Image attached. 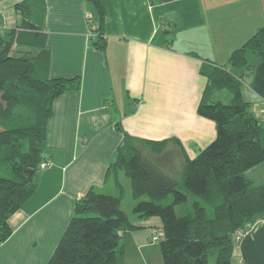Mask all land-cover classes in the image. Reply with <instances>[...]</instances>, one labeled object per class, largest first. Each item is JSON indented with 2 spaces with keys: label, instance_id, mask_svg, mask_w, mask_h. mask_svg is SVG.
I'll return each mask as SVG.
<instances>
[{
  "label": "crops",
  "instance_id": "0c3cea01",
  "mask_svg": "<svg viewBox=\"0 0 264 264\" xmlns=\"http://www.w3.org/2000/svg\"><path fill=\"white\" fill-rule=\"evenodd\" d=\"M24 1H0V35L22 24L15 7ZM102 4L105 51L92 44L98 19L89 0H43L44 15L29 17L43 27L50 78L78 76L81 86L54 101L44 143L51 166L37 173L36 192L10 218L13 233L0 243V264H49L76 202L107 187L124 133L150 142L175 139L167 149L189 159L208 147L217 131L214 121L198 113L207 86L202 64L228 66L232 52L264 28V0ZM249 64L233 71L257 114L264 102V59L253 54ZM263 163L246 171L249 180L264 182ZM132 223L139 228L120 233L124 264H154V258L162 264L160 246L151 242L161 219L138 216ZM235 262L264 264V217L236 241Z\"/></svg>",
  "mask_w": 264,
  "mask_h": 264
},
{
  "label": "trees",
  "instance_id": "16d2710c",
  "mask_svg": "<svg viewBox=\"0 0 264 264\" xmlns=\"http://www.w3.org/2000/svg\"><path fill=\"white\" fill-rule=\"evenodd\" d=\"M33 1L40 5L33 8ZM42 1L16 4L22 24L0 35V243L13 233L12 215L36 192L41 164L50 163L44 143L54 101L81 86L78 76H49L43 27L29 19L33 13L44 15ZM89 2L98 19L92 44L105 51L104 6L102 0ZM249 54L264 59V28L232 52L227 67L202 64L207 86L198 113L215 122L217 136L194 159L167 149L170 142L178 143L175 139L150 142L124 133L110 166L108 175L123 171L129 178L133 212L142 219H161L164 264H237L236 237L264 217V182L246 177L248 169L264 162V127L243 98L241 78L233 71L250 69ZM215 92H226L228 102H208L209 93ZM190 197L191 210L178 216L176 207L188 204ZM122 201V196L93 189L78 200L49 264H124L120 233L139 227Z\"/></svg>",
  "mask_w": 264,
  "mask_h": 264
},
{
  "label": "rangeland",
  "instance_id": "374dc122",
  "mask_svg": "<svg viewBox=\"0 0 264 264\" xmlns=\"http://www.w3.org/2000/svg\"><path fill=\"white\" fill-rule=\"evenodd\" d=\"M21 47L24 48L23 46H21L19 44V49ZM16 55H18V54L16 53ZM249 56H253V54L248 55V60H249ZM226 66H224V67H226ZM242 86H243V88H245V85H242ZM209 101H222L224 103H227L228 102V94L226 92L209 93L208 102ZM255 108H256V106H255ZM252 110H253V107H252ZM260 120H261L262 126L264 127V116H262ZM175 165H176V167H178V165H179V162L177 160H175ZM256 168H258V169H255V170H261V168H263V167H261V168L256 167ZM179 169L180 168H177V170H179ZM41 173H43V172L40 170L38 172V174H41ZM246 177L249 178L250 177L249 174H246ZM131 192H132V188H131L130 180L128 177H126V175L123 171H119L117 176H115L114 174H110V179H109V182L107 184V187L102 192L98 191V193L111 195V196H119V197L125 196V199H123V201H122V208L128 214L130 221L133 222L136 219V217H138V216H137V214H135L133 212V206H134L135 201L132 199L133 196L131 197ZM191 201H192V198L190 197L188 204L177 206L176 207V214L178 216H182V215L188 213L191 210V205H190ZM155 231L157 232L159 230L154 229L152 233H154ZM160 233L163 235L162 231ZM162 239H163V237H162ZM153 244H155V248H158L159 243H153ZM160 259L162 260V258L161 257L159 258V262H160ZM153 261H154V264L157 263L155 258ZM162 264H163V260H162ZM211 264H213V261L211 262Z\"/></svg>",
  "mask_w": 264,
  "mask_h": 264
},
{
  "label": "built area",
  "instance_id": "2783aa9c",
  "mask_svg": "<svg viewBox=\"0 0 264 264\" xmlns=\"http://www.w3.org/2000/svg\"><path fill=\"white\" fill-rule=\"evenodd\" d=\"M257 116H264V102H263V104H262V107H260V108H258V110H257V114H256ZM50 167V163L49 162H43L42 164H41V169L42 170H46V169H48ZM257 222H259V220H257L253 225H251L250 226V229L252 228V227H254L256 224H257ZM161 231H155L154 233H152V238H151V242L152 243H160L161 242V240H162V234L160 233ZM241 238H242V234H239L237 237H236V241H238V240H241Z\"/></svg>",
  "mask_w": 264,
  "mask_h": 264
}]
</instances>
